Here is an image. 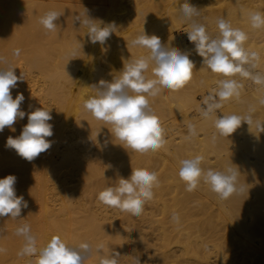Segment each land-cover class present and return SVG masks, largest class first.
<instances>
[{"label":"bare ground","instance_id":"1","mask_svg":"<svg viewBox=\"0 0 264 264\" xmlns=\"http://www.w3.org/2000/svg\"><path fill=\"white\" fill-rule=\"evenodd\" d=\"M75 2L79 3L76 4ZM184 2L186 0H61L59 2L56 0H0V69L11 67L17 76L22 77L23 82H20L18 87L12 91L13 98H15L18 92L24 94L25 101L21 105V108L31 111L43 107L44 110H49L53 117L50 123L54 125V135L50 138L53 142L52 147L31 162L21 158L14 150L5 147L7 137L18 136L22 127L27 123V118L17 120L13 126L15 131L5 128L0 133V179L9 174H14L16 177L33 176L36 179L47 175L61 178L67 175L75 174L76 176L78 174L80 176L82 174V177L89 181L98 175L99 167L97 165H101L104 157L108 158L114 153L111 150L112 144H117L119 140L115 141L114 134H111L112 125L95 119L91 113L85 110L83 106L84 102L95 95V87L93 85L97 84L99 80L103 79L111 82L120 78L124 64L137 59L135 50L137 48L143 50V48L134 46L132 40L141 34L143 30L146 33L151 31L153 33L156 32L157 36L161 32L159 35H161V41L166 47L170 43H179L184 46V39L179 38L181 33L175 34V30L191 31L192 21H186L180 13L181 5ZM218 2L221 4V9L217 7V11L221 10V12L217 17L228 21L231 25H237L239 30L246 34V40L243 42L245 50L249 53H257L258 58L256 60L258 61L256 63L253 62L255 67L250 66L248 68L250 73L248 77H232V79L237 80L241 85L240 92H242V89L245 91V87L243 88V86H247L248 91L252 92L255 90L249 95L256 97L259 94L257 92L264 86V84H257L253 79L257 74L264 76V26L258 29L253 28L250 15L260 13L264 16V0H251V3H254L253 5L245 4L246 0L243 3L242 0H219ZM258 2L261 3L260 8L255 4ZM189 3H192V0H189ZM206 3L207 0H202V7L207 5ZM211 5L210 7L214 6ZM164 9L169 10V16L158 18V15L161 16ZM216 9H213L215 11L211 12L207 10V12L211 14L214 12V15L217 12ZM166 10L164 11L166 12ZM49 11L59 12V20L62 17L68 22L65 24V21L63 22V19H61V21H58L65 25L57 24L59 25L57 27L62 28L60 32L62 36L59 40L62 42L61 49L59 50L61 54L54 53L56 50L53 52V49L46 52L40 51L42 48L39 47V44L47 39V32L45 30H41L38 34L30 32V28L39 24L41 17ZM208 13H205V15ZM86 15L90 19L95 20L97 24L101 23V26L111 23L115 24L116 30L105 45L89 42L87 36L88 28L82 22L86 18ZM213 15L209 17L214 19L216 16L214 15V17ZM77 17L80 18L81 23L76 20ZM193 19L200 25L197 17ZM216 24L218 23L216 22ZM215 27L214 29H216ZM17 28H19L20 33H17ZM232 28L235 29V26H232ZM186 46L184 47V49L187 48L186 52L189 48V50H193L191 54H195V46L193 48H190L191 46L189 47L188 45ZM16 50H19V55H15ZM261 52L263 57L260 58L258 55ZM149 54L150 52L145 55ZM193 57V59L198 58L195 55ZM256 66L259 67L258 70H256ZM212 75L214 74L212 73ZM224 101L221 100L220 103ZM254 101L256 104L258 97ZM30 105L31 108H29ZM194 105H196L197 111L200 110L198 102ZM228 108L230 111V106ZM200 112L203 113V110ZM215 117L216 114L214 113H211L208 117H204L202 114L200 120L206 121L209 118L214 119ZM260 120H256L257 122L254 124L252 120L250 124L242 121L241 125L230 136L220 135L215 124L204 123L205 125H209L207 126L209 129H205L202 134L200 133L202 137L199 141L192 143L195 147L199 142L203 146L206 144L205 148L193 153L196 155L197 152H200V156L204 158L201 167L205 171L208 169L215 170L217 165L223 166L224 169L229 167L237 169L238 188H242L243 191L234 193L227 199H221L211 191L209 185L203 182L198 185L196 190L208 195L220 212L221 224L212 225L211 230L215 235H219L220 231L226 230V233L223 234L224 245L223 250L219 251L220 249L215 247L214 243H210L208 240L200 237L198 232L202 231H199L201 226L198 222L194 224L195 231H189L186 227L180 226L176 230L177 233L179 235H187L188 241L185 242L181 237L178 238L176 240V250L184 252L186 255L184 261L193 264L202 263L206 259L208 261V257L204 254L200 256L199 252L205 253L210 249L215 257V260H213L214 264H264V119L261 118ZM162 128L165 130L168 126L164 125ZM194 131L196 132V130ZM175 135L172 136V133H169V136L164 135V139L165 146L169 150L166 149L167 152H170L173 156L172 159H168V162H170L171 167L176 166L174 169L179 171L181 165L178 160L184 159L181 157L183 154L185 156L190 155L191 147L186 145V141L177 140L182 139L181 135ZM119 142L122 143L121 141ZM116 144L114 145L115 147L117 146ZM107 148L110 151H105ZM117 148H119V145ZM117 148L118 152L124 151L122 147V150H118ZM129 150L127 148L125 151L130 153ZM143 158H146V155ZM158 160L156 158H149L147 164L145 165L144 163L145 166H142L143 169L153 172L155 167H157L156 165L160 163ZM165 160L162 161L165 162ZM86 180L85 182H87ZM108 181L109 179H104L102 183H107ZM54 188L58 189L59 192H57L59 194H62L60 195L61 203L49 206L46 196L43 193L41 194V210L39 214L36 213L38 214V226L35 225L38 231L43 232L45 235L51 222L60 220L61 223L58 224L65 225L64 227H66L65 229L62 226L66 232L63 230L60 237L66 243L68 242L69 246H78L83 242L84 238L82 239V237H85L86 240L87 238L88 240L91 238L89 241H92L94 237L92 232L86 230L88 232L81 233L78 231L79 227H76V224L74 225L75 219L79 217L73 215L77 210L74 211L73 207H70L66 211L64 209L67 206L75 205L72 197L66 193L67 189L63 184H58ZM159 190L157 191L160 192ZM153 192L155 193L153 196L159 194H156L155 190ZM149 201H151L150 203L153 202V200ZM206 202H209V200H206ZM159 204L165 211L166 204L160 201ZM33 215L31 218L34 219ZM44 235L36 243L38 251L54 236ZM159 235H163L162 239L165 240L168 238L172 239V237H167V234L163 232L159 233ZM84 242L88 243L85 240ZM91 245H93V242H91ZM100 246L103 247V250ZM105 246L102 243L99 246H95L93 255L96 256L100 253L99 251H102L104 255L107 253L109 256V249L105 250L107 249V247L104 249ZM17 249L19 255L23 257L22 259L25 264H37L38 252L33 255H21L20 248L18 247ZM119 249V247L115 248L116 255L121 258V261L116 258L118 264H137L138 260L134 259L131 254L124 250L127 248ZM166 249L161 250L160 258L162 261H171L170 250ZM95 259L94 257L92 261L88 257L84 264L94 263Z\"/></svg>","mask_w":264,"mask_h":264},{"label":"clouds","instance_id":"2","mask_svg":"<svg viewBox=\"0 0 264 264\" xmlns=\"http://www.w3.org/2000/svg\"><path fill=\"white\" fill-rule=\"evenodd\" d=\"M180 13L183 19L192 21L191 31L187 33L188 40L194 44L195 53L213 73L224 77L250 75L244 65L255 67L253 61L258 57L257 53H249L243 47L246 40L243 31L234 29L224 19H219L220 38L213 39L205 28L193 19L199 15V10L189 3V0L181 5ZM59 17V12L49 11L41 17L40 23L47 30L54 31ZM76 20L81 23L79 17ZM250 20L253 28L264 26V16L260 13L251 14ZM82 22L88 28L87 36L92 44L105 45L116 30L114 23L101 26V23L97 24L87 15ZM132 44L148 49L150 55L124 64L122 75L118 79L111 82L99 80L93 85L95 95L85 100L83 106L95 119L112 125L111 134H114L122 145L135 152L146 153L159 150L165 144L164 129L159 118L151 112L148 97L158 95L162 88L172 91L183 88L191 80L195 64L190 58L193 50L184 53L178 48L166 47L159 36L148 35L145 30L132 40ZM15 55H19V50H16ZM149 61L154 62L152 68L154 79H146L143 74L149 68ZM253 79L257 84H264V76L257 74ZM20 82H23V79L16 75L13 68L0 69V133L5 128L15 131L13 126L17 120H24L26 117L27 123L22 127L20 134L16 137H7L5 147L31 162L52 147L53 142L50 138L54 135V125L50 121L53 117L51 112L44 110L43 107L31 111L21 108L25 101L24 94L18 92L15 98L12 95V91ZM240 87L235 79H222L218 83L216 96L220 100L238 97ZM204 103L206 105L202 113L204 117H208L221 107L212 95H209ZM242 121L250 124L251 116L223 115L215 120V127L220 135L230 136ZM189 130L194 134L193 126L189 125ZM203 159L202 156L196 155L180 161L179 177L185 182L186 191H194L201 182L209 185L211 191L221 199H227L234 193L243 191L242 188H238L237 169L229 167L224 171L212 169L205 171L201 167ZM16 183L17 177L14 174L0 179V217L9 215L19 217L22 208L28 207L24 196L17 195ZM157 185L158 178L154 172L143 168L132 169L128 178H120L118 185L101 191L98 199L109 207L139 216L146 202L153 198V189ZM172 220L179 223V216L173 214ZM17 234L25 238L20 254L33 255L38 252L37 264H84L91 253V246L88 243L71 247L58 235L52 236L38 251L36 238L31 234L28 225L19 227ZM99 264H118L116 254L111 258H102ZM137 264H140L139 260Z\"/></svg>","mask_w":264,"mask_h":264},{"label":"rangeland","instance_id":"3","mask_svg":"<svg viewBox=\"0 0 264 264\" xmlns=\"http://www.w3.org/2000/svg\"><path fill=\"white\" fill-rule=\"evenodd\" d=\"M56 1L59 2L61 0H56ZM197 1L198 0H192L191 4L196 7L198 6L199 8L198 9L199 15L196 17L200 21V25L205 28L210 38L215 39L218 36L217 38L219 39L220 31H219V28H217L218 24H216V22L218 23V20L220 18V17H217V15H219V13L221 12V10L217 11L221 5L220 2H218L219 0H216V1L214 0L213 2L211 0L212 3L209 2L210 0H207V3H206L207 5H205L206 7L205 6L202 7V0L201 1L199 0L200 2L198 1V3ZM243 2H245V0H242V3ZM75 3L78 4L79 2H75ZM209 3H211L212 5L216 3L217 4L214 5L215 7L210 4L212 6L210 7V5H208ZM245 4L253 5L254 3L252 4L251 0H246ZM255 4H257L259 8L261 7L260 2L255 3ZM207 6L209 9H211L210 11L207 8ZM206 8L208 12L215 11L213 9L217 8L216 9L217 12H215L214 14L216 17L213 15L214 12H212V14L208 13ZM164 10L162 11L161 16L158 15V18H164V17L169 16L170 14L168 13L169 10L168 11L166 10V12ZM205 13L213 15L215 18L211 19L209 17L210 15L209 16L208 14L205 15ZM61 19H63L62 20L63 22L66 20L62 17ZM61 19L59 20L58 18L59 21H61ZM58 20L56 21V24L60 23ZM64 23L66 24L68 22L65 21ZM64 23L61 22L60 24H64ZM57 26L54 31H50V30H47L39 22V24L30 28V32H32V34H38L41 32V30H45L47 32V35H46L47 39L42 41L39 44L40 45L39 47L42 48L40 49V51L46 52V51L53 49L52 50L53 52L56 50L54 53L57 52V54L58 53L61 54V51L59 50L61 49L60 46L62 45V42L59 40L61 39L60 37L62 36L60 33L62 28L57 27ZM232 26L233 27L235 26V29H239L237 25H231V27ZM214 27L216 29H214ZM16 30H18V32L16 31L17 33H20L19 28H17ZM214 30L216 31V33ZM151 32L153 33V31ZM151 32H147L149 33L148 35L150 34L152 35ZM154 33L156 34V32ZM187 33L188 32H185L184 30H180V31L175 30V34L176 35L180 34L179 38L181 37L182 39H184L183 40L184 46L179 43H174V44L170 43L171 46L170 44H168L167 47L169 48L175 47L181 50L182 52L187 53L189 48L186 52L187 48L184 49V47H187L186 45H188L189 47L191 46L190 48L194 47L193 43L189 42ZM159 34L158 36L161 37V35ZM181 46H182V49H181ZM145 50L146 49L144 48L143 50L137 48L135 50V56L137 58L148 57L150 54L147 56L145 54H148L149 50H146V51ZM64 53H68V52H64ZM261 54L262 52L259 53L258 55L260 58L263 57V55ZM194 55L198 56L195 53L193 55L191 54L192 57L190 56V58L193 59ZM198 58L193 59L195 67L193 69L192 78L183 88L176 90V91H172L167 88H162L158 95L154 97L152 96L148 97L151 112L159 118L160 124L162 126L164 125L168 126V128L164 130V132H166L164 133V135L169 136V133L170 134L172 133V136H174L175 134H176L175 136L181 135L182 139H177V140L186 141L187 142L186 145L191 147V150L189 153H191L192 155L188 154L189 157L188 155L186 156L184 154L181 155V157L184 159L192 158L196 155H200V152H197L196 155H194L193 153H195L196 151H200L202 148H205L206 144H204L203 146L201 142H199L198 145L196 146L198 150L192 144L193 142L200 140V138L202 137L201 134L205 131V129H209L207 128V126L209 125H205L204 123L207 124L208 122L209 124L211 123L214 125L215 124L214 121L217 118L223 115H227V114L231 115L235 112H236L235 114L238 116H243V117L251 116L252 118L251 120L253 121V124L256 123L258 119L259 120L261 118L264 119V103H262V101L264 100L263 99L264 98L263 97L264 96V86L263 88L259 90V92H257V94L259 93L260 95L258 94V96L256 97L250 96L251 93L255 90L251 92L250 90L248 91L247 86H243V88L245 87L244 88L245 91H243L242 89L243 93L240 92L241 90L240 88L239 93L241 94H239L238 97L234 96V97H231L225 100L223 103H220L221 100L219 99L218 96H216V93H215L218 91V83L222 79H232V77L231 78L224 77L220 74L218 75L216 73H213L208 68V66L205 63H203L202 60H200L201 57L198 56ZM260 58L259 60H261ZM257 61L258 60H255L253 62L256 63ZM153 67H154V62L149 61V68L143 73L146 79L155 78L154 76H152ZM244 67L247 68L248 70L250 65L248 66V64H245ZM256 67H257L256 70H258L259 67L258 66ZM22 69H24V67H22ZM212 73L214 75H212ZM236 76H238V78L242 77V76L239 77L238 74L233 77L236 78ZM215 77H217L218 79ZM215 84L216 86H214ZM209 95H212L215 102L220 103L221 107L219 109H216V111L213 112L214 114H216V117L214 119L209 118L206 121L204 120L205 121L204 122L203 120H200V118L202 117V114H200L202 112L200 111L205 110L206 105L204 101ZM257 97H258V101L255 104L254 100L257 99ZM196 102L199 103V107H200V110L198 111H197L196 105H194ZM228 106H230V111H229ZM234 106L235 108L232 109V107ZM260 122L262 121L260 120ZM189 125L193 126L194 130H196V132L194 131V134L190 132ZM196 133L197 134L199 133V134L197 135ZM197 136L198 137L200 136V137L198 138ZM117 140L118 139H115V141ZM118 142L119 141H117V144L116 143L112 144L111 150H113L114 153L110 155L108 158L104 157L102 159V161L103 160L104 161L101 163V165H97L99 167L98 175L94 176L89 181L83 178L82 174L80 176L78 174H76V176L75 174L67 175L61 178L51 177L50 175H47V176H43L40 179H36L33 176L17 177V183L15 185L17 195L19 196L23 194L25 201H27L28 207L22 208L21 215L19 217H11L10 215L0 217V249H2V251H0V264H25L24 260L22 259L23 257L19 255L18 249H17L18 247L20 249L24 247L25 238L24 236L17 234V229L24 225H28L30 228L31 234L36 238V243L39 242V238L40 237L42 238V236L44 235L43 232L40 231L41 232L40 233L37 229V226H38L37 218L41 210V205H40L41 198L40 197L42 196L41 194L43 193L46 196V200L49 206L52 204L61 203L60 195L62 194H59L58 189L54 188L58 184H63V186L67 189L66 193L70 197H72V200L74 201V204H75V205L73 204L74 206H67L64 209L66 211L70 207H73L74 211L77 210V212L75 211V214L73 213V215L79 216L78 217L79 219L76 217L77 219H75V222H74V225L76 224V227L80 228V229L78 228V231L81 233H86L89 231V232H92L94 236L93 237L94 240L92 239V241H89L91 240V238L89 240L87 238L86 240L85 237H82V239L84 238L82 241L83 242L84 240L87 241L89 245H91V242H93L94 246L91 245L92 250L88 257L90 258V260L92 259V261L94 257L96 259L94 263H91V264H99L102 258H111L113 254H116L115 248L117 247H119L120 249H123L124 247L127 248L124 250H126V252L131 254L134 259L136 258V260H139L140 264H193V263L184 261L185 256H186L184 252L176 250V240L178 238L181 237L183 241L185 242L188 241L187 235L185 234L179 235V233H177L176 230L180 228V226H183V227H186V229L189 231H195L194 224L197 222L200 223V226H201L199 231H202V232H198L200 237H202L204 240H208L210 243H214L215 247L220 249L219 251L223 250L222 249L224 245L223 244V240H224L223 234L226 233V230L220 231L221 233L219 235H215L214 232L211 230L212 225L221 224V218L219 215L220 212L217 210L216 205H214L213 201L209 198L208 195L202 194L196 189L192 192L186 191L185 182L180 179L179 171L174 169L176 166L171 167L170 162H168L173 157L170 152H167L168 147L165 146L164 144V146L160 148L159 150L148 151L150 153L148 152L139 153L129 148L130 153H128L125 151L127 149V146L122 145V143L120 142L118 143ZM115 144L117 145L116 147L114 146ZM118 145H119V148H117ZM121 147L122 149L124 148L125 152L124 151L118 152L116 150V148L118 150H122ZM105 151H110V149L107 148L105 149ZM149 154H152V155H149ZM145 155H146V158H143L145 157ZM159 155L162 157H160ZM109 158L110 160H108ZM149 158H153V159L156 158V159H159L158 161H160V163L157 164L156 165L157 167H155L154 169L155 172L153 171L157 175V178H158V185L154 187L153 190H155L156 194L159 193L158 195L153 196V198L151 199L153 200L152 202L153 205L152 203H150L151 201L146 202V204L144 205L143 212L139 216H134L131 213L122 211L118 208L109 207L105 205L104 203H102L101 201H99L98 195L101 191L105 190L107 187H115L116 185H118L120 178H128L131 175L132 169L143 168L147 164V160ZM164 159H166L165 162L162 161ZM178 161L180 162L181 160H178ZM215 170L224 171L226 169H224V167L221 165H217V168L215 167ZM104 179H109V181L107 183H102L104 182ZM85 180L87 182H85ZM43 189L45 190L43 191ZM157 190H159L160 192H158ZM153 195H155V193ZM158 199L161 203L166 204L165 211L162 208V206L159 204ZM206 200H209V202H206ZM32 214H34L33 216L37 223L35 222L33 218H31ZM173 214H177L179 216V223H176L172 220ZM54 221L55 222H51L50 227H48V231L45 232L46 236L47 235L48 236L49 235L61 236V233L63 232V230L65 231L66 229V227H64L65 225L58 224V223H61L60 220H54ZM219 227H221V225H219ZM162 232L167 234V237H172V239L171 238H168L166 240L162 239L163 235H159V233H162ZM101 243L106 245L104 249L106 247L107 249L105 250L109 249V251H111V252L108 251L109 256L107 255V253L104 255L102 251H99L100 253L98 252L99 254H97L96 256L93 255L94 254L93 249H95V246L97 245L99 246ZM66 244H68V242ZM108 245L110 246L113 245V246L110 247ZM102 246L100 247L103 250ZM20 249L19 251L21 253L22 250ZM162 249H166L168 251L170 250L169 254L171 253V257H170L171 261H162V259L160 258V252ZM203 254L206 257H208V261L206 259L202 263H196V264H214L213 260H215V257L213 256L212 250L208 249L205 253L199 252L200 256H202ZM116 258L118 260L121 259L117 255H116Z\"/></svg>","mask_w":264,"mask_h":264}]
</instances>
